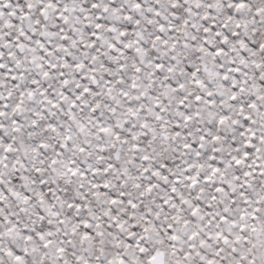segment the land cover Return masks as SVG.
I'll use <instances>...</instances> for the list:
<instances>
[{
	"label": "snow or ice",
	"instance_id": "snow-or-ice-1",
	"mask_svg": "<svg viewBox=\"0 0 264 264\" xmlns=\"http://www.w3.org/2000/svg\"><path fill=\"white\" fill-rule=\"evenodd\" d=\"M0 264H264V0H0Z\"/></svg>",
	"mask_w": 264,
	"mask_h": 264
}]
</instances>
